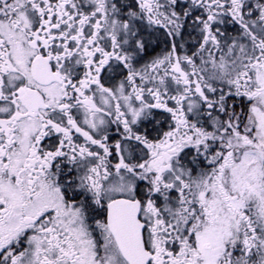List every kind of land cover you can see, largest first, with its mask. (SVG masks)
Here are the masks:
<instances>
[{"label":"snow or ice","instance_id":"6c2138e0","mask_svg":"<svg viewBox=\"0 0 264 264\" xmlns=\"http://www.w3.org/2000/svg\"><path fill=\"white\" fill-rule=\"evenodd\" d=\"M0 264H264V0H0Z\"/></svg>","mask_w":264,"mask_h":264}]
</instances>
